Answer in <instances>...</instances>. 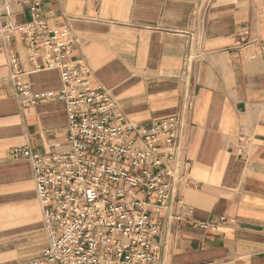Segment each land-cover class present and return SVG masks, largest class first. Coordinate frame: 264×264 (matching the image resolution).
Here are the masks:
<instances>
[{
    "label": "crops",
    "instance_id": "1",
    "mask_svg": "<svg viewBox=\"0 0 264 264\" xmlns=\"http://www.w3.org/2000/svg\"><path fill=\"white\" fill-rule=\"evenodd\" d=\"M33 1L0 0V9L9 3L26 23ZM39 1L70 31L65 60L82 59L136 125L183 115L189 179L160 212L148 200L159 227L152 264H264V0ZM22 37L0 39V264L37 257L48 241L31 163L12 148L62 151L68 136L66 102L30 106L17 95L13 53L33 92L62 88L59 68L42 49L38 68Z\"/></svg>",
    "mask_w": 264,
    "mask_h": 264
},
{
    "label": "built area",
    "instance_id": "2",
    "mask_svg": "<svg viewBox=\"0 0 264 264\" xmlns=\"http://www.w3.org/2000/svg\"><path fill=\"white\" fill-rule=\"evenodd\" d=\"M31 12V21L18 23L6 3L0 9V39L10 42L21 32L38 68L40 49L48 67L59 68L62 88L33 92L23 81L15 53L10 56L11 79L24 104L66 102L69 123L65 150L42 154L28 144L12 148L14 160L31 163L48 239L40 255L19 264L155 263L151 239L159 227L150 218L148 200L155 198L160 212L187 185L191 162L180 157L183 115L136 125L108 91L93 83L82 59L65 60L71 52L70 31L54 26L39 0L32 2ZM217 226L201 223L203 229Z\"/></svg>",
    "mask_w": 264,
    "mask_h": 264
}]
</instances>
